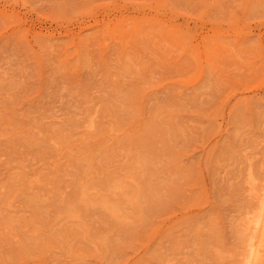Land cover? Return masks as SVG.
I'll return each instance as SVG.
<instances>
[{
    "label": "rangeland",
    "instance_id": "1",
    "mask_svg": "<svg viewBox=\"0 0 264 264\" xmlns=\"http://www.w3.org/2000/svg\"><path fill=\"white\" fill-rule=\"evenodd\" d=\"M250 187L264 0H0V264H245Z\"/></svg>",
    "mask_w": 264,
    "mask_h": 264
},
{
    "label": "bare ground",
    "instance_id": "2",
    "mask_svg": "<svg viewBox=\"0 0 264 264\" xmlns=\"http://www.w3.org/2000/svg\"><path fill=\"white\" fill-rule=\"evenodd\" d=\"M251 178L253 179L254 177L251 175ZM254 185L255 184H252V187ZM252 187H250L253 191L252 194L260 202V211L258 213L252 214V218L248 220V223L246 224L247 226L245 231L249 234L246 235L250 237L248 245L249 249L247 250L248 252H245L247 254L246 257H244L246 258L245 264H261V260L264 259V192H261L258 189L255 190V187Z\"/></svg>",
    "mask_w": 264,
    "mask_h": 264
}]
</instances>
